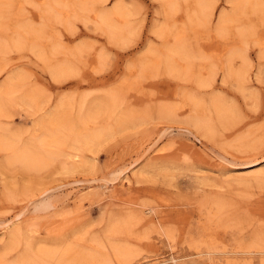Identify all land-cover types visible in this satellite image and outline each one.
Wrapping results in <instances>:
<instances>
[{
	"label": "rangeland",
	"instance_id": "obj_1",
	"mask_svg": "<svg viewBox=\"0 0 264 264\" xmlns=\"http://www.w3.org/2000/svg\"><path fill=\"white\" fill-rule=\"evenodd\" d=\"M213 1L205 28L188 17L195 0L171 14L161 0H0L1 135L29 145L59 123L75 127L62 128L66 154L33 168L9 164L0 147V255L10 264L27 248L36 257L67 246L88 261L92 238L97 255L129 248V264H264V1L219 34L231 6ZM117 8L112 36L100 14ZM176 37L185 56L173 70L158 55ZM233 53L241 79L227 72ZM92 106L101 112L90 130H110L83 146L74 131Z\"/></svg>",
	"mask_w": 264,
	"mask_h": 264
},
{
	"label": "bare ground",
	"instance_id": "obj_2",
	"mask_svg": "<svg viewBox=\"0 0 264 264\" xmlns=\"http://www.w3.org/2000/svg\"><path fill=\"white\" fill-rule=\"evenodd\" d=\"M161 1L163 2L162 4H165L164 6H167L166 9L171 14L173 11H175L177 9V4H178L179 0H161ZM262 1H264V0H227V3L230 4L231 8L228 9V8L224 7V8L221 9V11L218 14L217 21H216L215 26H214L213 29L218 34L219 33H224L225 30L228 29V25H229L230 22L236 20L238 18V16H240V14L242 15V13H244V11H246L247 8H253V7H256L258 5L261 6ZM195 2H196V7L194 9H191V11H193V14L189 13L190 14V15H188L189 19L193 20V21H196L202 27H205V28L208 27L209 28L211 26V22L213 20L214 14H215L214 13V9H215L214 3L215 2L213 0H195ZM166 9H165V13H166ZM120 12H121V9L117 8L113 12L104 11V12H102L100 14V23L103 24V25H107V27L110 30V34L112 36L115 35L117 26H115V24H113L111 22V17H112L113 14H120ZM103 25H102V27H103ZM157 32H160V34H161L162 33V29L157 27ZM116 34H118V33H116ZM240 34H241V36H243L244 32H242V30H241ZM161 35H163V34H161ZM164 48L165 49L158 56L167 64V66L169 68H172L174 70L175 69L174 68V65H175L174 64V62H175L174 61V57L175 56H177V57L180 56V58H181V56H185V53H183L184 52L183 43L181 42V39L179 37H176V43H174L171 46H169V45H167V47L164 46ZM237 53H240V52H237ZM235 54L236 53H233V55H231L228 58V60H227V72H228V74H230V75L232 74V75L236 76L238 79H241V78L245 77L244 76V71H242L240 69L236 71V68L233 70V60L235 58L234 57ZM159 57H157V58H159ZM188 57H190V56H188ZM203 61H204V57H203ZM187 63H189V62H187ZM204 63H206V62H204ZM214 64L215 63H210V67H209V72L208 73H209V76H210L211 79L214 78V76L216 74V70H215ZM188 65H190V64H188ZM183 66H181V67H183ZM182 69L183 68H181V70ZM93 106L90 107L89 109H86L85 110V111H87L86 113L82 112L83 115H81L79 117V121L77 122V126H78L79 130H78V132L74 131V133L77 134V135H80V134L84 135L81 138V140H80V138L75 140L76 142L82 144L83 146L84 145H86V146H88V145L89 146L96 145L99 142V140L103 137V135L106 132H109V130H110L107 127H106V129L102 128V129L90 130V123H97L96 121L99 119L98 115L101 112L100 109L97 110V108H94ZM214 106H215L214 107L215 111L217 109L216 112L219 113L220 115H222L223 114V110H222L221 106L218 105L216 102L214 103ZM105 114H108V113H105ZM105 114H104V116H105ZM110 115H112V114H110ZM101 117L102 116H100V118ZM193 123H194V125L196 127L205 128V125L199 120H194ZM61 126H62V124L60 125V123H59L56 126V129L52 133L49 132L50 134L47 135V138L44 137L45 139H42L40 142L29 144V145L28 144L19 145L16 139L7 137L5 135H1V133H0V147L5 149V150H7L10 153V156L7 159L8 163L9 164L19 163V164H21L22 166H24L26 168H33V167H36L37 165H39L40 163H43L46 160H51L53 158H56L59 155L66 154V153L62 152V149L66 146L67 142L65 140L63 141V139L61 138L60 134L63 131L62 128L64 126L70 132L72 130H74L73 128H75V127L73 126V124L68 125V126L63 125L62 128H61ZM81 130H84V131H81ZM48 162H50V161H48ZM48 207H49V205L47 203H43V204L37 205L36 209L37 210H45ZM109 230H110V232L115 231L116 230L115 225H112ZM20 235H19V231H14V232H12L10 234L9 240H8V243H7V247H6L7 252L10 251V250H13L15 247H17ZM90 243L92 245L91 249L92 250L94 249L93 250L94 252L89 254L90 255V259L88 261L87 260L84 261V259L81 257V252L77 251L78 249H73L74 247L71 248V247L67 246V248H65L63 250H62L61 247H55L52 250H50V249L46 250L44 248L45 250L43 249L42 252L39 255L37 253L38 256H36V257H31V254H30L31 253V251H30L31 249L27 248L23 252V254L20 257V259H18V261H15L12 264H41L40 260L42 258H44V257L45 258L49 257L50 259H52V262L54 264H129V257H131L133 255L132 251L129 248L121 247V246H114L113 247V250H112L113 257L112 258L104 256L103 253H102L103 255L101 253L97 255V247H102L101 246L102 242H100V240L98 238H92ZM81 249H82V247H81ZM84 249L85 248H83V250ZM210 250H212V249H209V251ZM86 251H90V250H86ZM206 251L207 250H205V252ZM207 254L209 256V254H212V253L208 252V253H206V255ZM203 258L205 259L204 255H203ZM203 258H202V260H199V259L198 260L197 259L196 260L195 259L194 260H190L191 258L190 259L181 260L178 257L172 256L171 260H172V264H203V262H204ZM209 259H211V258H209ZM166 263H167V260H162V261L156 262L155 264H166ZM0 264H10L8 262V260L6 259L5 255H0ZM46 264H47V262H46Z\"/></svg>",
	"mask_w": 264,
	"mask_h": 264
}]
</instances>
